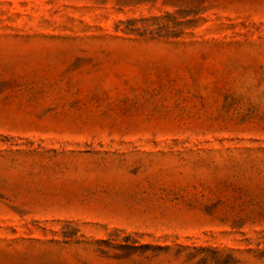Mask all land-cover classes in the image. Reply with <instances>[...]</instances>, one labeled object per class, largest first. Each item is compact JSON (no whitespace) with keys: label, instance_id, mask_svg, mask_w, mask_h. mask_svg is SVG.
Wrapping results in <instances>:
<instances>
[{"label":"rangeland","instance_id":"374dc122","mask_svg":"<svg viewBox=\"0 0 264 264\" xmlns=\"http://www.w3.org/2000/svg\"><path fill=\"white\" fill-rule=\"evenodd\" d=\"M0 264H264V0H0Z\"/></svg>","mask_w":264,"mask_h":264}]
</instances>
